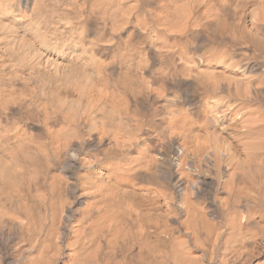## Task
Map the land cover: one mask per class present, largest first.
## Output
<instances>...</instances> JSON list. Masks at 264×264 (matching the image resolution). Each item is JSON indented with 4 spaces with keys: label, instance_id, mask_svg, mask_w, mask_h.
<instances>
[{
    "label": "bare ground",
    "instance_id": "1",
    "mask_svg": "<svg viewBox=\"0 0 264 264\" xmlns=\"http://www.w3.org/2000/svg\"><path fill=\"white\" fill-rule=\"evenodd\" d=\"M68 3L53 7L65 24ZM110 3L109 26L125 39L135 28L133 70L72 65L58 89L47 79L65 71L53 67L54 57L0 51V234L13 244L32 241L39 225L37 264H67L58 178L71 174L45 167L49 146L37 132L40 115L55 110L57 148L89 144L87 128L91 140L126 151L145 126L153 130L131 165L110 180L103 171L88 211L73 221L79 264H264V30L235 33L207 6L216 0L201 7L213 25L206 39L194 35L187 0H142L139 15L128 13L130 0ZM36 85L41 92L29 97ZM33 104L44 112L21 119Z\"/></svg>",
    "mask_w": 264,
    "mask_h": 264
},
{
    "label": "clouds",
    "instance_id": "2",
    "mask_svg": "<svg viewBox=\"0 0 264 264\" xmlns=\"http://www.w3.org/2000/svg\"><path fill=\"white\" fill-rule=\"evenodd\" d=\"M141 2L142 0H130L128 13L139 15ZM54 6L59 7V0H0V51L19 53L28 48L35 52L33 60L54 57L55 60L51 61L53 67L65 71L54 73L47 79L54 82L58 89L65 87L64 80L71 77L67 69L72 65H84L93 72L110 70L115 73L125 68L134 69L135 66L128 63V52L130 45L135 43V28L125 39L119 35V27L109 26L108 20L112 19V14L108 11L112 6L110 0H69L65 7L73 12L71 24H65L62 19L65 13L54 12ZM185 6L190 10L189 17L196 26L194 35L206 39L213 25L205 23L210 13H201L205 0H187ZM207 6L210 9L216 8V18L226 21L235 33L252 35L254 30H264V0H216L215 5ZM142 10L148 13L147 9ZM52 16H56L59 22L52 23ZM61 24L65 26L61 27ZM12 41L16 43L12 44L11 48L4 47ZM145 43L150 41L145 38ZM142 59L146 61L147 57ZM15 66L23 67L24 64L19 62ZM18 78L24 79L27 85L32 84V78ZM38 92H41L40 85L30 88L29 97ZM31 109H35L36 113L44 112L42 106L33 104L28 116L21 119L26 120L32 116ZM57 115L55 110L40 115V123L44 127L37 130L38 139L49 146L50 156L44 161L46 168H55L57 171L70 170V180L58 178L63 185L58 197L62 201L61 215L66 209V215H63V256L68 258L67 264H79V250L76 247L77 242L73 240L76 229L73 221L88 211L85 205L87 201H92L94 194L100 190L102 185H98L97 181L101 180L103 171L108 170L110 180L121 168L131 165L137 154L151 142L153 130L145 126L140 141L127 145L126 151H122L118 144L107 147L101 141L91 140L87 128H84V139L91 141L89 144L57 148L54 139V130L60 124ZM129 124L134 125L135 122L130 119ZM126 134L127 129L120 131L121 137ZM9 171L6 165V178ZM29 227L32 228V225ZM40 233L41 227L37 225L31 233L34 240H23L15 244L10 243V236L0 234V264H37L32 249L36 247L34 241L42 239ZM25 244L29 246L25 247ZM57 256H60L59 252ZM117 264L125 262L122 260ZM130 264H135L134 258Z\"/></svg>",
    "mask_w": 264,
    "mask_h": 264
},
{
    "label": "rangeland",
    "instance_id": "3",
    "mask_svg": "<svg viewBox=\"0 0 264 264\" xmlns=\"http://www.w3.org/2000/svg\"><path fill=\"white\" fill-rule=\"evenodd\" d=\"M212 242H210V244H211ZM210 244H209V242H208V250L210 251L211 250V247H212V245L210 246ZM207 245V244H206ZM213 250V249H212Z\"/></svg>",
    "mask_w": 264,
    "mask_h": 264
}]
</instances>
